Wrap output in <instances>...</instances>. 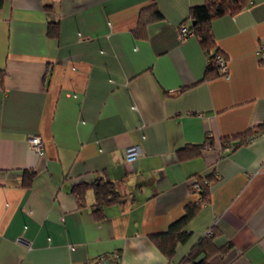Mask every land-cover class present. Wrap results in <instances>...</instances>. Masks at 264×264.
<instances>
[{"label": "crops", "instance_id": "1", "mask_svg": "<svg viewBox=\"0 0 264 264\" xmlns=\"http://www.w3.org/2000/svg\"><path fill=\"white\" fill-rule=\"evenodd\" d=\"M204 2L5 0L0 264H194L184 258L211 227L210 264H264V0L212 21L228 75L208 76L198 36H178ZM153 5L161 18L140 26ZM190 144L204 146L185 156ZM131 145L142 154L129 161ZM199 174L207 203L168 256L152 235L186 213ZM98 179L120 194L97 214L92 186L83 202L73 188Z\"/></svg>", "mask_w": 264, "mask_h": 264}, {"label": "trees", "instance_id": "2", "mask_svg": "<svg viewBox=\"0 0 264 264\" xmlns=\"http://www.w3.org/2000/svg\"><path fill=\"white\" fill-rule=\"evenodd\" d=\"M250 1L252 0H205L203 4L191 7L190 19L192 22L190 28L192 29L193 33L200 39V42L202 43V46L206 50V53L209 57L206 76L213 73L220 74L218 72V67L215 64V58L218 55H223L226 58V56L219 49L216 48L215 38L211 27L212 21L217 17L223 16L228 13H235L241 10L243 7L248 5ZM4 3L5 0H0V9L4 6ZM144 10L145 13L147 12V9H143L141 11V16L139 20L140 26L145 25L151 18H161L162 16V13L156 5L152 6V12H150V16H145V13L143 14ZM56 32L57 28L55 27V25H50V34L55 35ZM260 130L261 128L249 130L242 136V140L240 142L245 141L249 135L252 136L257 132H260ZM239 144V142H234V144L232 145L237 146ZM202 146L204 145H187L186 148H184V151L188 148L187 152L184 153L185 156H191L195 152V149L200 150ZM185 156L182 155V157ZM29 175L30 177H33L35 175V172L31 171ZM196 180L201 182L203 188L202 196L204 199L207 200L208 189L210 184L209 176L199 174L196 175ZM90 185L94 189L96 195V200L94 203V212L97 214L102 211L105 204L115 201L120 194L118 186L113 181L98 179L89 185L81 183L76 184L74 186L73 191L77 196L79 202H83V199L85 197V191ZM191 190L192 194H194V198L188 203L186 213L179 220L172 223L170 228L166 232L152 235V239L155 241L158 247L164 252V254L168 256H171L173 254L176 244L179 241L185 240L188 236V233L184 229L185 225L200 205V203H198L195 199V191H193L192 185ZM214 236L215 231L211 234H205L200 239V241L192 248L191 252L188 256L184 258V260H191L192 262H194V264H210L208 258L214 251L217 250V248L214 247L213 244ZM203 253H205V257L197 261V258ZM86 264L118 263L116 260H108L107 257H99L98 259L88 261Z\"/></svg>", "mask_w": 264, "mask_h": 264}, {"label": "built area", "instance_id": "3", "mask_svg": "<svg viewBox=\"0 0 264 264\" xmlns=\"http://www.w3.org/2000/svg\"><path fill=\"white\" fill-rule=\"evenodd\" d=\"M193 31L190 28V25L187 23H182L179 26L178 36L180 39H184L188 37L189 35H193ZM215 64L218 67V72L223 75H228V62L226 58L223 55H218L215 58ZM28 141L31 145V147L36 150L38 153L43 154L44 153V142L41 139L39 135H33L28 138ZM207 146H209V142L206 143ZM125 158L129 161L136 159L138 156L142 154V149L138 145H131L125 149ZM207 181V180H205ZM192 189L195 191V199L200 205H205L207 203V200L203 198L202 196V185L201 182L196 180L192 181ZM213 233V228H209L206 231V234Z\"/></svg>", "mask_w": 264, "mask_h": 264}, {"label": "water", "instance_id": "4", "mask_svg": "<svg viewBox=\"0 0 264 264\" xmlns=\"http://www.w3.org/2000/svg\"><path fill=\"white\" fill-rule=\"evenodd\" d=\"M205 254H201L198 258L197 261L201 260L202 258H204Z\"/></svg>", "mask_w": 264, "mask_h": 264}]
</instances>
